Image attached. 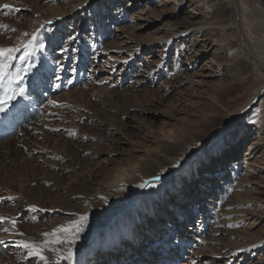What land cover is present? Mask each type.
Segmentation results:
<instances>
[{"label": "rangeland", "instance_id": "rangeland-1", "mask_svg": "<svg viewBox=\"0 0 264 264\" xmlns=\"http://www.w3.org/2000/svg\"><path fill=\"white\" fill-rule=\"evenodd\" d=\"M214 1L226 22L237 13L239 32L251 24L249 45L264 62V0ZM192 2L0 0V25L17 30L0 29V47L33 33L45 46L29 58L36 68L23 81L25 97L0 113L10 118L18 99L25 100L17 133L0 132V217L14 219L24 234L0 243V264H38L16 241H41V233L73 213L90 218L98 186L120 167H143L148 176L123 193L126 205L135 207L148 190L162 196L156 213L176 214L153 224L160 233L152 240L171 247L175 264H264V127L251 124L264 113V72L229 68L232 57H224L213 30L183 36L190 10L197 9L198 22L205 16ZM14 64L27 67L19 59ZM236 80V99H225V107L236 108L259 88L251 102L230 118L218 109L212 122L200 123L213 87ZM244 120L249 131L240 134ZM185 128L192 138L166 145L163 134L178 137ZM183 189L182 201L166 209ZM5 227H12L7 219ZM93 240L82 241L73 256ZM101 253L90 259L101 261Z\"/></svg>", "mask_w": 264, "mask_h": 264}, {"label": "bare ground", "instance_id": "bare-ground-1", "mask_svg": "<svg viewBox=\"0 0 264 264\" xmlns=\"http://www.w3.org/2000/svg\"><path fill=\"white\" fill-rule=\"evenodd\" d=\"M192 1L193 4H196L195 7L199 5L201 10L205 11V16L201 22H198L196 21L197 13L194 11L196 8H194L193 11L190 10L187 17L188 26L185 27L184 31L181 33L183 36H189L192 33L203 34L206 31L213 30V34L220 36L217 40L225 47L226 52L224 57H232L229 61L231 65H229L230 67L228 66L229 68L238 71L250 65L251 68L258 73L264 72V62L256 56V52L254 53V50L249 45V40L253 39L251 24L247 27L245 26L246 28L243 32H239L241 22L238 25L237 13H235L234 21L226 22L218 15L219 10L214 0ZM234 47H236L235 50H233ZM87 65L91 64L84 63V67ZM104 66L110 67L107 63H105ZM235 82H237V80L231 81L226 86L213 87L216 96H211L210 102L207 105V112L202 113L200 116V123L204 125L212 122L218 109H223L227 113L228 118L238 114L251 102L259 90V88L255 89L254 92L250 94V97L240 105L238 104L236 108L228 109L225 107L224 100L233 101L236 99V97H233L232 93L233 83ZM23 101L25 100L18 99L9 114L10 118H6L5 116L0 118V132L8 129L9 134L17 133L21 120L24 119L22 110L24 106ZM15 110H18V112H13ZM245 120L239 127L240 134L242 132L245 134L249 131V126H245ZM260 121L262 122V127H264V113L260 115V118L256 120L253 119L251 124L255 126L256 123ZM191 134H193V129L185 128L178 137L172 138L168 134H163L162 137L167 145V143H175L185 136L192 138L190 136ZM231 142H234V140L231 139L230 143ZM233 149L236 152L239 151L237 148ZM238 153H240V151ZM201 159L203 158L200 156L199 161ZM108 175L110 178L107 177L105 180L106 182L98 186V192H101L94 198L98 199V203L91 207V217L88 219L84 231L80 234L75 245H73V251H77V245L84 240H91L94 237L93 242L83 249L78 256H73L71 260H62L60 264H175L177 257L171 256L174 252L171 251V247L167 243L163 244L164 247L167 248L162 250L163 246H155L152 242L153 239H156V234L160 233L153 229V224L157 225L159 224L158 221H160L159 225L161 226L165 224L162 222L166 221V219L176 217V214H171V216H169V213L166 211L162 213L158 212L161 213V216L155 212L154 209L158 204V200L162 198L161 194H155V192L145 190L140 195L138 204L135 207H129L124 203L123 193L128 192L131 183L134 184L137 177H148L146 176L144 168L141 167L129 170L125 167H120L114 169ZM200 175L202 174H199V176ZM185 191L186 189L180 190L178 194L171 196L170 204L166 206V209L174 207L177 203L182 201L179 198L184 197L181 196V193L186 195ZM100 197H105L107 202L101 200ZM153 218L156 219L155 222H153ZM16 238L15 235L10 233L0 232V240ZM43 239L44 237L41 235V240ZM130 239L132 241H129ZM119 242H123L121 246L124 247L120 249L117 248L114 251V248L111 246H115ZM149 248H151L150 251ZM98 251H103V253L98 256L101 261L97 262L90 259L92 254ZM151 251L153 257H151ZM115 252L117 254H115ZM49 259L55 261V257L52 253H50Z\"/></svg>", "mask_w": 264, "mask_h": 264}, {"label": "snow or ice", "instance_id": "snow-or-ice-1", "mask_svg": "<svg viewBox=\"0 0 264 264\" xmlns=\"http://www.w3.org/2000/svg\"><path fill=\"white\" fill-rule=\"evenodd\" d=\"M3 8L11 11V7L8 4H4ZM19 11V9H16ZM51 23V21H47ZM43 27V25H41ZM0 29H4L11 32H16L15 28L9 29L8 25H0ZM27 32L23 33V36H29ZM70 40H74L75 36H70ZM44 43L39 40L37 34H31V38L28 40H20L13 47H0V113H5L8 111L9 106L18 97H25L26 89L23 86V81L28 74H31L33 69L36 68L35 61L28 62L29 58L32 56L33 52L36 50H43ZM23 50V54L17 57V53ZM67 50V49H65ZM19 59L21 64L27 63V67L16 68L14 62ZM36 78L38 79L41 75L39 70L36 71ZM16 84L13 87V84ZM59 87V85H57ZM53 106L56 105L55 102H51ZM154 179L158 180L159 176ZM145 184H141L140 187H145ZM101 200L106 202L105 197H100ZM33 212L37 211L35 206L31 209ZM75 217L70 219L66 224H62L54 228L51 232H44L42 235L44 237L41 241L33 240H18L16 241V246L26 251L27 257L37 258L38 264H60L62 260H71L73 258V245H75L80 234L84 231L87 226L89 216L87 213L70 214ZM5 219L11 224L10 228H2L0 231L5 233H11L18 236H23L21 232H17L16 221L12 218L0 217V224H3ZM0 240V243H3ZM66 246V247H58ZM45 253H52L55 257V261H51Z\"/></svg>", "mask_w": 264, "mask_h": 264}]
</instances>
